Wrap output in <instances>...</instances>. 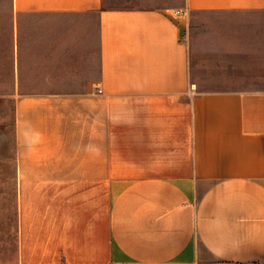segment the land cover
I'll return each instance as SVG.
<instances>
[{
	"label": "crops",
	"instance_id": "crops-1",
	"mask_svg": "<svg viewBox=\"0 0 264 264\" xmlns=\"http://www.w3.org/2000/svg\"><path fill=\"white\" fill-rule=\"evenodd\" d=\"M261 18L264 0H10L17 264H264Z\"/></svg>",
	"mask_w": 264,
	"mask_h": 264
},
{
	"label": "rangeland",
	"instance_id": "rangeland-1",
	"mask_svg": "<svg viewBox=\"0 0 264 264\" xmlns=\"http://www.w3.org/2000/svg\"><path fill=\"white\" fill-rule=\"evenodd\" d=\"M9 3L10 0H0V46L2 45L3 49L7 42L6 29H8L10 23ZM203 16H199L198 14L194 17H190V27L197 28V31H201V28H204V26H210L212 24L221 26L231 19L226 16L215 14H212L211 16ZM262 19L264 22V18H261L260 20L262 21ZM232 20L236 21L237 18H233ZM210 36L215 37L214 34ZM213 37H211L212 39L208 38L209 46L213 42ZM212 47H216L215 43L212 44ZM214 52L215 51L213 50V53ZM206 58H208L207 55L202 53L200 49V55L197 59V66ZM213 58H217L221 61L228 59V57H225L224 51L222 49L217 50ZM223 68V65L213 67V69H217L218 71H222ZM8 69L9 67L5 66L0 61V264H17L15 192L13 178L11 177V173L14 168V142L12 131L13 103L12 99L6 97V94L9 90ZM219 75H222V73H219Z\"/></svg>",
	"mask_w": 264,
	"mask_h": 264
},
{
	"label": "built area",
	"instance_id": "built-area-1",
	"mask_svg": "<svg viewBox=\"0 0 264 264\" xmlns=\"http://www.w3.org/2000/svg\"><path fill=\"white\" fill-rule=\"evenodd\" d=\"M98 92H100V90H98Z\"/></svg>",
	"mask_w": 264,
	"mask_h": 264
}]
</instances>
